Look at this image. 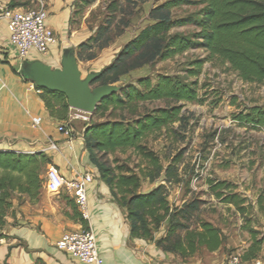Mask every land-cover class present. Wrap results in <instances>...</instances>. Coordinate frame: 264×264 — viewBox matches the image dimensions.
I'll use <instances>...</instances> for the list:
<instances>
[{
    "label": "trees",
    "instance_id": "trees-1",
    "mask_svg": "<svg viewBox=\"0 0 264 264\" xmlns=\"http://www.w3.org/2000/svg\"><path fill=\"white\" fill-rule=\"evenodd\" d=\"M78 1H75L74 8ZM94 1L82 0L80 6H89ZM182 6H199V10L190 16L176 18L174 11ZM119 9L121 8L116 2L109 6L111 13H116ZM149 19L152 24L142 29L125 45L114 61L103 69L95 84L116 85L132 71L172 59L190 50H204L208 58L217 57L229 64L244 82H264V0H168L153 8ZM187 25L194 28L192 33L173 32L175 28ZM127 26L126 23L125 27ZM103 36V28L98 29L96 38H89L78 46L80 54L91 49L90 43L98 42ZM106 46L107 43L100 47ZM208 58L192 61L184 77L159 76L156 84L146 78L139 80L136 86L121 88L120 92L102 101L95 114L106 112L110 107L122 108L154 101L165 102L164 108L155 109L132 122L108 121L86 126L83 133L90 163L100 180L108 186L112 199L128 211L132 237L153 240L155 231L167 223L165 236L158 239L156 244L184 261L202 248L210 252L219 250L226 243V238L222 230L213 223L196 219L199 203L194 201L181 208L171 207L167 185L179 181L174 162L164 168L156 153L149 151L141 142L147 135L183 121V106L178 105L179 103L203 102L198 93V82H192L190 78L201 75ZM93 59L94 55H90L83 60ZM39 90L52 94L45 89ZM53 95L68 113L70 107L65 95ZM234 120L245 127L263 128L264 108H245L234 116ZM129 149H134L150 162L153 172L146 176L150 182L154 183L164 175L165 185L148 193H139L141 178L138 175H116L114 168L104 158ZM50 163V158L44 153L0 152V238L4 237L6 219L13 211L14 195H27L33 202L44 187V173ZM210 185L213 192L227 186L225 182L211 180ZM260 199L258 204L261 203ZM225 202L236 206L239 213H244L242 205L245 200L236 201L233 196L227 197ZM194 220L196 224L193 228ZM81 222L84 229H87V221L81 217ZM250 234L252 243L242 255L244 261L256 259L264 242L263 237L258 238L260 232L251 229Z\"/></svg>",
    "mask_w": 264,
    "mask_h": 264
},
{
    "label": "rangeland",
    "instance_id": "rangeland-1",
    "mask_svg": "<svg viewBox=\"0 0 264 264\" xmlns=\"http://www.w3.org/2000/svg\"><path fill=\"white\" fill-rule=\"evenodd\" d=\"M41 1L45 2L48 13V0ZM81 1L74 8L72 26L88 33L85 42L89 38H96L98 29L103 28L104 31V36L98 42L90 43L91 49L82 54L77 49L79 67L83 77H86L89 73L103 71L109 66L127 43L152 24L149 19L152 9L168 0H95L85 7L80 6ZM37 2L9 0L7 4L13 9H35ZM114 2L121 9L111 13L109 6ZM198 10L199 6H182L174 11V15L183 18ZM193 31L191 25L173 30L186 34ZM105 43L107 46L101 48ZM90 55H94L93 60H83ZM205 58H208V54L204 50H190L172 59L132 71L123 76L116 86L120 89L136 86L139 80L146 78L156 84L159 76L184 77L192 61ZM190 81L198 82V93L203 102L179 103L183 106V121L147 135L141 144L156 153L164 168L174 162L179 181L167 185L171 207L181 208L195 201L200 208L195 214L196 219L238 226L237 219L240 218L242 229L250 234L251 229L264 223V127L254 129L242 126L234 120V116L245 108H264V82H244L229 64L217 57L208 58L201 75L190 78ZM98 86L93 85L94 88ZM165 106L163 101L144 102L122 108L110 107L108 111L98 114L71 109V116L67 119L83 129L108 121L132 122ZM104 160L109 162L118 176L131 173L138 175L141 178L139 193H148L165 185L164 175L156 182H150L146 176L153 172V168L134 149L117 151ZM210 180L225 182L227 186L213 192ZM233 196L236 201L245 200L242 205L244 213H239L236 206L225 202L227 197ZM26 200L29 197L24 194L16 193L13 197V203L16 204ZM195 224L194 220L193 228ZM167 230L168 225L165 223L155 234L166 233Z\"/></svg>",
    "mask_w": 264,
    "mask_h": 264
},
{
    "label": "crops",
    "instance_id": "crops-1",
    "mask_svg": "<svg viewBox=\"0 0 264 264\" xmlns=\"http://www.w3.org/2000/svg\"><path fill=\"white\" fill-rule=\"evenodd\" d=\"M3 1L7 4L9 0ZM75 1L48 0L47 25L53 30L56 42L50 46L48 55L32 49L24 62L19 60L18 49L10 41L8 21L0 20V152L44 153L51 160L46 172L49 167H55L66 180L86 174L93 177L87 186V223L94 232L104 264H227L232 254L242 256L252 239L242 229L240 218L238 226L211 220L222 230L226 243L215 252L202 248L186 261L158 247L156 241L165 236L164 232L155 234L153 240L133 238L127 209L112 199L108 186L88 159L84 128L74 126L67 119L71 108L67 113L53 93H44L22 75L26 62L41 61L60 69L63 52L74 48L77 54L78 46L88 39L85 30L72 26ZM33 118L41 120L37 128L32 126ZM62 123L72 130L71 137L59 131ZM13 204L3 229L4 237L0 238V264H84L57 248L65 234L84 230L72 195L64 190L50 193L44 185L33 202ZM254 229L262 232L260 237L264 238V223ZM242 261L264 264V242L256 259Z\"/></svg>",
    "mask_w": 264,
    "mask_h": 264
},
{
    "label": "built area",
    "instance_id": "built-area-1",
    "mask_svg": "<svg viewBox=\"0 0 264 264\" xmlns=\"http://www.w3.org/2000/svg\"><path fill=\"white\" fill-rule=\"evenodd\" d=\"M35 9H13L3 0H0V20L8 21L10 41L18 49V58L24 62L29 57L30 51L35 49L39 54L46 56L50 52V46L56 42L53 30L48 27V13L44 1L38 0ZM33 88V85L31 86ZM41 123L39 118L32 119V126L37 128ZM59 131L67 137L72 136V130L62 123ZM93 182L91 175H83L74 180H66L55 167H49L44 185L50 193L64 190L72 195L78 206L81 217L89 220L87 186ZM57 248L71 254L84 264H104L101 258L96 237L92 228L80 232L65 234L57 243ZM227 264H243L242 256L234 253Z\"/></svg>",
    "mask_w": 264,
    "mask_h": 264
},
{
    "label": "water",
    "instance_id": "water-1",
    "mask_svg": "<svg viewBox=\"0 0 264 264\" xmlns=\"http://www.w3.org/2000/svg\"><path fill=\"white\" fill-rule=\"evenodd\" d=\"M102 71L83 77L74 48L63 52L61 68L53 69L41 61L26 62L22 75L40 89L63 94L71 109L94 114L97 106L106 98L117 94L116 85L93 87Z\"/></svg>",
    "mask_w": 264,
    "mask_h": 264
}]
</instances>
